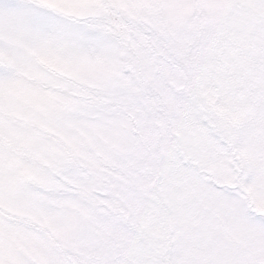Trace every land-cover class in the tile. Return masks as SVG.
<instances>
[{"label": "snow or ice", "instance_id": "6c2138e0", "mask_svg": "<svg viewBox=\"0 0 264 264\" xmlns=\"http://www.w3.org/2000/svg\"><path fill=\"white\" fill-rule=\"evenodd\" d=\"M0 264H264V0H0Z\"/></svg>", "mask_w": 264, "mask_h": 264}]
</instances>
